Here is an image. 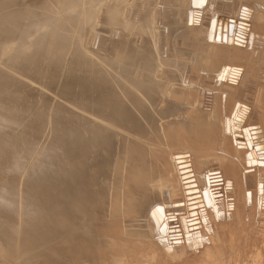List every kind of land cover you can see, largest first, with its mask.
Returning a JSON list of instances; mask_svg holds the SVG:
<instances>
[{
	"label": "bare ground",
	"instance_id": "obj_1",
	"mask_svg": "<svg viewBox=\"0 0 264 264\" xmlns=\"http://www.w3.org/2000/svg\"><path fill=\"white\" fill-rule=\"evenodd\" d=\"M262 150L264 0H0V264H259Z\"/></svg>",
	"mask_w": 264,
	"mask_h": 264
},
{
	"label": "snow or ice",
	"instance_id": "obj_2",
	"mask_svg": "<svg viewBox=\"0 0 264 264\" xmlns=\"http://www.w3.org/2000/svg\"><path fill=\"white\" fill-rule=\"evenodd\" d=\"M198 2H199V4L202 6L203 5V3H204V0H198ZM245 12H247V9H245L244 10ZM244 27V25L243 24H241V28H243ZM262 151H264V150H262ZM251 157H249V161L251 162ZM159 211H161L160 209H157L156 211H154L153 212V215L155 216L156 215V213L157 212H159Z\"/></svg>",
	"mask_w": 264,
	"mask_h": 264
},
{
	"label": "rangeland",
	"instance_id": "obj_3",
	"mask_svg": "<svg viewBox=\"0 0 264 264\" xmlns=\"http://www.w3.org/2000/svg\"><path fill=\"white\" fill-rule=\"evenodd\" d=\"M189 175H190V174H189ZM217 175H218V174H217ZM187 181H189V180H187ZM263 260H264V258H263ZM263 260H262L259 264H264V261H263Z\"/></svg>",
	"mask_w": 264,
	"mask_h": 264
}]
</instances>
